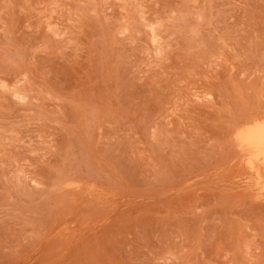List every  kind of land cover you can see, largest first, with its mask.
I'll return each instance as SVG.
<instances>
[{
	"label": "rangeland",
	"instance_id": "obj_1",
	"mask_svg": "<svg viewBox=\"0 0 264 264\" xmlns=\"http://www.w3.org/2000/svg\"><path fill=\"white\" fill-rule=\"evenodd\" d=\"M256 121L264 0H0V264H264Z\"/></svg>",
	"mask_w": 264,
	"mask_h": 264
},
{
	"label": "bare ground",
	"instance_id": "obj_2",
	"mask_svg": "<svg viewBox=\"0 0 264 264\" xmlns=\"http://www.w3.org/2000/svg\"><path fill=\"white\" fill-rule=\"evenodd\" d=\"M241 135L242 138L238 135V137L242 140L241 142L245 143L247 147L251 148V150L253 149L254 152L259 153L258 155H264V123L257 122L254 125H251V127L248 128L247 131H244ZM248 153L250 154L249 151Z\"/></svg>",
	"mask_w": 264,
	"mask_h": 264
}]
</instances>
